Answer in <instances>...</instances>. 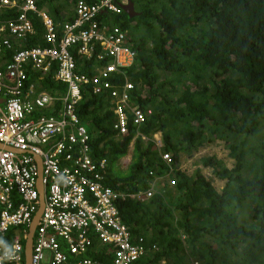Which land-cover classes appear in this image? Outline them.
<instances>
[{
  "label": "trees",
  "instance_id": "1",
  "mask_svg": "<svg viewBox=\"0 0 264 264\" xmlns=\"http://www.w3.org/2000/svg\"><path fill=\"white\" fill-rule=\"evenodd\" d=\"M77 1L43 0L39 6L61 29L73 20ZM130 1L137 16L123 11L104 19L128 32L136 52L126 70L134 84L131 103L151 114L134 125L129 111L128 133L119 135L109 94H94L91 86L83 88L77 112L91 136L92 158L107 162L105 184L126 195L117 201L123 223L134 239L158 246L138 264H264V0ZM14 16L0 13V25ZM30 17L36 33L21 48L46 46L41 18ZM71 51L81 74L94 76L107 63L99 60L98 46L92 58ZM29 74L30 83L39 75ZM116 78L117 85L125 81ZM42 85L53 95L67 91L51 75ZM217 140L229 146L234 166L216 157L201 161L225 181L221 191L202 169L181 170L183 155L192 157ZM131 145L124 172L119 161ZM155 179L163 182L150 200L130 197ZM96 257L112 264L111 254Z\"/></svg>",
  "mask_w": 264,
  "mask_h": 264
},
{
  "label": "built area",
  "instance_id": "2",
  "mask_svg": "<svg viewBox=\"0 0 264 264\" xmlns=\"http://www.w3.org/2000/svg\"><path fill=\"white\" fill-rule=\"evenodd\" d=\"M41 1L0 0V13H15L0 25V264H25V242L41 206L40 184L44 208L31 264H100L96 256L103 254L113 255L112 264H138L158 246L143 236L134 239L123 223L117 201L126 195L105 184L107 162L92 158L91 136L77 112L83 88L91 86L94 94H109L119 135L128 133L129 111L134 125L151 114L131 103L134 84L126 70L136 52L128 32L104 19L122 14L130 0H78L73 20L61 29ZM31 13L41 18L47 45L22 49L36 33ZM97 46L99 60L107 63L94 76L79 73L71 50L92 58ZM30 71L39 74L31 83ZM48 75L66 85L65 94L43 90ZM117 75L125 79L118 85ZM163 160L172 163L169 154ZM161 181L130 197L150 200Z\"/></svg>",
  "mask_w": 264,
  "mask_h": 264
},
{
  "label": "rangeland",
  "instance_id": "3",
  "mask_svg": "<svg viewBox=\"0 0 264 264\" xmlns=\"http://www.w3.org/2000/svg\"><path fill=\"white\" fill-rule=\"evenodd\" d=\"M155 140L161 139V134L157 133L154 136ZM159 145L161 146L160 142ZM132 149L133 145L130 146V152L129 155L126 157H123L119 163H120V169L124 172L128 169L131 160H132ZM207 157H216L217 159L223 160L225 162V165L228 168H232L234 166V159L230 157V149L229 146L223 142V141H216L211 144H206L202 148H200L196 153L193 154L192 157H188L183 155L181 158V170L186 171L188 174H194L195 171L200 168L202 169V172L204 175L211 179L215 185V187L218 190H222L225 186V181H221L217 179L214 174L213 170L211 168L204 167L201 159L207 158ZM168 179V177H166ZM163 182V181H162ZM156 188H161L160 184H156Z\"/></svg>",
  "mask_w": 264,
  "mask_h": 264
},
{
  "label": "water",
  "instance_id": "4",
  "mask_svg": "<svg viewBox=\"0 0 264 264\" xmlns=\"http://www.w3.org/2000/svg\"><path fill=\"white\" fill-rule=\"evenodd\" d=\"M124 11L130 17H134V16L138 15V13L135 10V6L131 1L128 5L124 6ZM40 191H41V206H40V209L38 210L32 224L30 226L29 234H28L27 240L25 242V264H31L34 232H35L36 226L38 224V221L40 219V216L42 214L43 208H44V199H43V192H42L41 184H40Z\"/></svg>",
  "mask_w": 264,
  "mask_h": 264
},
{
  "label": "crops",
  "instance_id": "5",
  "mask_svg": "<svg viewBox=\"0 0 264 264\" xmlns=\"http://www.w3.org/2000/svg\"><path fill=\"white\" fill-rule=\"evenodd\" d=\"M68 21H70V20H68ZM66 22H67V21H66ZM43 90H44L45 92H48V91H46L45 89H43ZM48 93H49V92H48ZM50 94H51V93H50ZM56 94H57V95H60L61 93H60V92H56ZM56 94H54V95H56ZM51 95H53V94H51ZM54 95H53V96H54Z\"/></svg>",
  "mask_w": 264,
  "mask_h": 264
},
{
  "label": "clouds",
  "instance_id": "6",
  "mask_svg": "<svg viewBox=\"0 0 264 264\" xmlns=\"http://www.w3.org/2000/svg\"><path fill=\"white\" fill-rule=\"evenodd\" d=\"M129 3H130V2H129ZM155 141L157 142L158 146H160V145H159V142H160V144H162L161 139H160V140H159V139H158V140L156 139Z\"/></svg>",
  "mask_w": 264,
  "mask_h": 264
}]
</instances>
